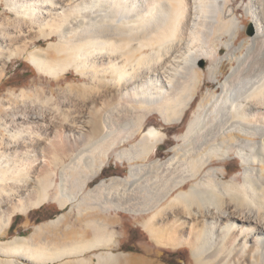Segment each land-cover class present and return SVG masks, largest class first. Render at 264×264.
Returning <instances> with one entry per match:
<instances>
[{"label":"bare ground","instance_id":"6f19581e","mask_svg":"<svg viewBox=\"0 0 264 264\" xmlns=\"http://www.w3.org/2000/svg\"><path fill=\"white\" fill-rule=\"evenodd\" d=\"M2 2L13 18L0 21V81L20 57L69 81L0 97V264H158L110 250L85 255L116 243L104 220L87 219L91 233L63 230L61 214L9 236L19 214L85 198L89 210L150 214L141 225L154 243L189 247L195 264H264V0H241L235 11L234 0ZM227 66L221 89L204 94ZM72 70L80 81H70ZM201 95L171 154L152 159L165 138L144 128L148 120L178 124ZM232 155L242 175L228 178L215 167ZM114 156L130 174L86 189Z\"/></svg>","mask_w":264,"mask_h":264},{"label":"rangeland","instance_id":"374dc122","mask_svg":"<svg viewBox=\"0 0 264 264\" xmlns=\"http://www.w3.org/2000/svg\"><path fill=\"white\" fill-rule=\"evenodd\" d=\"M240 4H242L241 0H234L232 4L233 11H235V9H237L240 6ZM5 6H6L5 2H2V4L0 5V21L13 18V14L10 12V10L4 8ZM243 14L245 15L244 11L238 12L236 13V17L238 18V21L240 23L239 29L244 30L245 34L248 35V34H251V26L249 25V20L242 22ZM3 28H4V25L3 23L0 22V31ZM245 42H246V37L243 36L237 42V44L238 46H241V44L243 45ZM42 43L44 46H46L47 41L43 40ZM242 49L244 48L242 47ZM199 63L205 70L209 68L210 64L208 60H200ZM230 70H231L230 66L225 67L219 73V77H220L219 80L222 79V81L220 82L218 80L217 83L214 84V87L213 86L206 87L204 89V94L214 89H221V86H222L221 83L224 82L225 80L224 78H226ZM80 80L81 78H79V75L76 74L72 70L71 75H70V81H80ZM67 81H69V79H66L65 77L63 80L57 82L53 80L52 78L39 73L37 69L30 62L26 60V58L24 57L14 58L12 62L9 63L6 73L4 74L2 78V81H0V97L3 99H6L7 98L6 96H8L7 92L11 89L19 92L20 89L22 88H31V87H36V86H43L44 88H48L51 85L52 87L56 88L58 85H65ZM55 92H56V95H59L56 90ZM32 95H31L32 99L36 98V96L33 93ZM31 97H28V98L30 99ZM202 98H203L202 95L198 97V99L195 101L193 108H191L190 111L188 112V115L184 118L182 122L178 124H169V125L165 124L158 114L152 116V118L148 120L144 128L149 129L152 126H155L161 131L164 130L163 134L165 138V142L161 144V146H159V148L155 150V152H153L154 155L152 156V159L156 157L155 159L164 160L167 158V156L171 154L172 145L180 141L179 139L180 134L184 130H186V127L190 119L194 116L197 110V107L199 104L198 102ZM0 130L2 131L1 128ZM124 144H125V147H128L127 143H124ZM114 161H118L115 156L111 158V162H110L111 165L109 164L108 166L104 167V169L87 184L86 189L95 188L97 185L101 183V181H104L103 179L105 178H111L114 175L122 176V172L127 173L128 171V173L123 177H126L127 175L130 174V166L126 159H124L122 162L119 161L120 163H124L125 166H122L120 164L115 166L112 163ZM224 161L217 163V166L215 167L216 171H224L225 169H227L229 173L228 178H232L236 175H242L241 159L238 156L232 155L231 157L227 158ZM56 190H57V186L52 187L51 189L52 195L56 192ZM83 202L79 206L77 204V201L74 202L73 204L69 202L66 204L64 208H61L59 207L57 202L50 201L49 203L45 204L43 207L31 211L27 215L19 214L15 218L14 224L9 230L10 232L9 236H13V235L29 236L32 234L31 232L35 230V228L33 229L31 227L29 230L24 231L21 234H18L17 232H15V229L18 226V224L22 225L21 223L23 222L25 223L26 221H28L29 224L33 225V224L40 223L44 220H47L49 218H52V219L57 218L58 215L60 214H65V217H64L65 219L61 221V228L63 230H65V227L69 225L71 227L79 228L82 230L87 228L90 230V233H91L92 232L91 228L95 226L93 225L92 227H88L86 224L88 222H86V220L87 219L88 220H100V219H96L98 218V216H97V212L95 211V210H98L99 212L100 210L99 208L94 209V210L92 209L89 210V207L87 208V205L89 206L88 202H90L88 198L87 199L85 198ZM124 204H126L125 201H124ZM80 206L82 209H80ZM82 210L83 211L89 210V211L83 212ZM149 215L150 214H130L125 211L120 213V216L123 217L124 221L131 222V225H126V229L123 231L124 236L122 238L125 241V244H124L125 246L121 249V251L123 252H130V253H117V254L118 255L128 254L131 256H135V257H147L148 259H154V261L158 264H195L193 256H192V252L189 247L173 250V249L158 247L154 243L150 235L144 230L143 226L141 225L142 223L141 221H143V219H145V217L147 218ZM133 216L135 217V220ZM134 221H137L139 223V226H136L135 224H133ZM51 226L53 227L52 224L50 225V227ZM21 227L23 229V226ZM109 227L112 228L110 224H109ZM112 229H115V228H112ZM46 234L43 236V238L45 237L44 239L47 243L51 241L50 244H48L50 245V247L49 246L47 247V243L44 241V239H42V243L43 244L46 243L45 248H49L50 250V248L52 249V247H54V244L52 242L54 240V236L50 234V232ZM4 238L6 237H3V239ZM56 238L57 239L55 241L60 242L61 241L60 239L62 238V236H58ZM115 252H118V250H114V253ZM61 261L64 262L63 260ZM61 261L50 262L49 264L62 263ZM35 264H39V263H35Z\"/></svg>","mask_w":264,"mask_h":264},{"label":"crops","instance_id":"0c3cea01","mask_svg":"<svg viewBox=\"0 0 264 264\" xmlns=\"http://www.w3.org/2000/svg\"><path fill=\"white\" fill-rule=\"evenodd\" d=\"M115 166H117L118 164L122 165V166H125L124 163H120L119 161H114L112 162ZM111 165V164H110ZM128 166V165H127ZM129 167V166H128ZM128 173V171H127ZM126 172H122V176H113L112 178H116V177H123L127 174ZM112 178H105L103 179L105 182H110ZM114 203H119V202H114ZM121 203V202H120ZM121 204H124V203H121ZM114 205V204H113ZM112 210L110 211H99L97 213V216H98V219L100 220H104L106 222H108L113 228H115L117 230V233H118V236L116 237V243H114L111 246H106V247H100V248H96V249H93V250H90L88 252L85 253V255H91L92 253L94 252H101V251H106V250H110V251H113L114 250H118V252H115V253H130V252H123L121 251V249L125 246V241L123 240V236H124V233L123 231L126 229V225H131V222L130 221H124L123 217L120 216V213L123 212L119 209H115V208H111ZM61 215V214H60ZM18 216V215H17ZM15 216L14 219H13V224H14V221H15V218L17 217ZM59 216V215H58ZM134 220H135V217L133 216ZM55 218H49L47 220H44L40 223H37V224H29L28 221H26L25 223H21L22 225L18 224V226L16 227L15 229V232H17L18 234H21L22 232L24 231H27L29 230L31 227L34 229L36 225L38 224H42V223H47L51 220H54ZM136 226H139V223L137 221H134V223ZM23 226V229L22 227ZM34 232V230L32 231ZM31 232V233H32ZM30 233V234H31ZM23 236V235H22ZM132 254V253H131Z\"/></svg>","mask_w":264,"mask_h":264},{"label":"trees","instance_id":"16d2710c","mask_svg":"<svg viewBox=\"0 0 264 264\" xmlns=\"http://www.w3.org/2000/svg\"><path fill=\"white\" fill-rule=\"evenodd\" d=\"M42 207H43V206H42ZM31 211H33V210H31ZM31 211H30V212H31ZM30 212H29V213H30Z\"/></svg>","mask_w":264,"mask_h":264},{"label":"built area","instance_id":"2783aa9c","mask_svg":"<svg viewBox=\"0 0 264 264\" xmlns=\"http://www.w3.org/2000/svg\"><path fill=\"white\" fill-rule=\"evenodd\" d=\"M114 176H117V175H114ZM112 178V177H111Z\"/></svg>","mask_w":264,"mask_h":264}]
</instances>
